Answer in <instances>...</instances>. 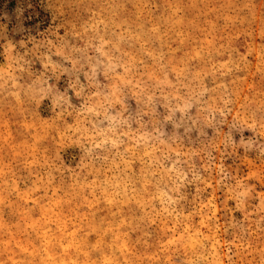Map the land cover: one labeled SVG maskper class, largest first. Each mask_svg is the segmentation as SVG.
Segmentation results:
<instances>
[{"label":"rangeland","instance_id":"rangeland-1","mask_svg":"<svg viewBox=\"0 0 264 264\" xmlns=\"http://www.w3.org/2000/svg\"><path fill=\"white\" fill-rule=\"evenodd\" d=\"M0 264H264V0H0Z\"/></svg>","mask_w":264,"mask_h":264}]
</instances>
